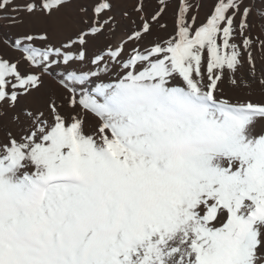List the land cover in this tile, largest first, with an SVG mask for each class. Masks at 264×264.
<instances>
[{
	"label": "snow or ice",
	"instance_id": "obj_1",
	"mask_svg": "<svg viewBox=\"0 0 264 264\" xmlns=\"http://www.w3.org/2000/svg\"><path fill=\"white\" fill-rule=\"evenodd\" d=\"M73 7L0 0L9 27L40 22L4 40L19 59L0 54V117L26 121L0 143V264H264V101L221 98L223 81L240 86L244 55L255 78L264 39L253 36V16L264 32V0H217L201 25L183 0L175 34L151 47L141 17L91 61L99 71L80 75L76 62H88L87 50L112 31L114 4ZM53 35L63 37L58 45ZM101 72L118 82L77 99L76 85ZM49 79L68 93L59 104ZM29 96L43 97L42 106L22 108ZM78 106L99 118L95 136L72 114Z\"/></svg>",
	"mask_w": 264,
	"mask_h": 264
},
{
	"label": "rangeland",
	"instance_id": "obj_2",
	"mask_svg": "<svg viewBox=\"0 0 264 264\" xmlns=\"http://www.w3.org/2000/svg\"><path fill=\"white\" fill-rule=\"evenodd\" d=\"M18 2L23 3V0H18ZM188 2L192 6L190 9L189 15L196 17V25H201L205 23L207 18L210 17V15L213 13L214 6L217 3V0H209L205 2L206 3L204 5L205 7H202V5L198 2V0H188ZM84 3H87L90 5L91 0H74V7L69 9L68 11L74 14L75 7L79 6L80 4H84ZM182 3H183V0H167V6L164 8V11L160 13V9H161L160 0H136L132 5H130L128 11L126 12V15L129 19H131L133 18L134 15L141 14L142 16L144 15L143 17L150 22L152 35L148 37V40L144 41V45L151 47V44L149 43V41L156 40V41L163 43L164 40L168 39V38L166 39V36L170 37L175 34L178 12H179L180 5ZM113 4H114V12H113L114 23H113L112 31H110L107 36L108 42L104 43L105 45L102 43V41L96 42L93 46H91L87 50V55L90 54L88 56L90 57L89 61L85 63L76 62V65L79 68V71L77 72L78 75L83 74L85 72H90V71H99V69L97 68V65L91 63L92 60H95V57L93 58V55L96 54L97 56L98 52L100 55L101 53L103 54V52L107 50V47L111 46L109 41L114 38L115 34H117V31H119V29H121V27L123 26L124 20L119 19L116 14V10L120 9V6H118L117 3L114 1H113ZM141 6L143 8V11L142 12L137 11V9L140 8ZM157 13H160L158 19L155 21H152L151 18ZM8 23L9 22L7 20H0V54H2L4 58L6 59L16 60L20 58L21 54L18 51H16L14 47H9L8 45H6L4 43V40L7 39L11 41L12 39L18 38L20 35L25 34L29 31H38L40 22L39 20L35 18L30 19V18L25 17L24 25L9 27ZM140 25L141 24L136 21L134 29H138ZM162 25L166 27H162ZM61 39H63L62 36L53 35L52 43L58 45ZM235 42L238 45L241 44L240 50L242 53V48H243L242 39L238 34H237ZM37 46H41V45H37ZM129 47L130 48H128L127 50L128 52L124 57L125 60L128 58L129 55L132 54V51H133V48H132L133 46L131 44L129 45ZM135 47L142 48V45L137 44L135 45ZM100 50L102 51L100 52ZM129 51H131V53ZM111 67L112 66L109 65L110 69ZM21 70L27 71L28 70L27 65L22 63ZM73 70H76V69H73ZM62 73H63L62 68L57 69V72L55 74L56 82L60 80ZM63 74L66 75V73H63ZM94 80H97L98 81L97 85H99V84L116 83L117 78H116L115 73H113L112 75H109L108 73L101 72L99 77L90 78V82ZM56 82H53L51 79L48 80L50 87L56 90V95L54 98L56 99V102L59 104L61 103V96H63L66 99L68 96V93L63 91V89L59 88ZM90 82H88L87 84H89ZM86 85L84 86L76 85L77 99L80 98L81 91L85 89L84 87ZM42 101H43V97L29 96V97H26L22 101L21 107L26 110L35 111L38 107L42 106ZM61 111L65 116H68V114L71 112V109L65 103ZM77 112L79 113L80 118H82L85 121V124H84L85 133L88 135L95 136L96 135L95 130L100 123L99 118L96 117L93 113L87 112L86 110H84L82 106H78L76 112H73L72 114L76 115ZM45 115L49 119V122H51L52 118L48 116L46 109H45ZM24 127H26V121L23 120V117L21 118V123H16L10 117H0V143H3L5 141L6 133L9 131L13 135L19 137Z\"/></svg>",
	"mask_w": 264,
	"mask_h": 264
},
{
	"label": "bare ground",
	"instance_id": "obj_3",
	"mask_svg": "<svg viewBox=\"0 0 264 264\" xmlns=\"http://www.w3.org/2000/svg\"><path fill=\"white\" fill-rule=\"evenodd\" d=\"M113 1L116 2L118 6H120V9L116 10V14H117L118 18L124 20V23H123V26L121 27V29H119V31H117V34H115L114 38L109 41L111 46L115 47V46H118L119 44L123 43V41L127 38L126 33L131 32L134 29L136 21L140 24L143 22L141 20V17H143L144 15L143 16L141 14L134 15L133 18H131V19H129L127 17L126 12L128 11L130 5H132L136 0H113ZM207 1H209V0H198V2L202 5V7H205L204 5L206 4L205 2H207ZM253 22L255 24L253 36L259 37L260 39H264V32L261 31L259 17L253 16ZM167 38H170V37L166 36V39ZM101 41L103 44L108 42L107 40H101ZM151 41H153V40H151ZM129 45L130 44L125 45L126 53L128 52L127 51L128 48H130ZM94 49H95V47H94ZM101 51L102 50H100V52ZM129 52L131 53V51H129ZM244 53H245V50L242 48V54L244 55ZM97 54L100 55L99 52ZM254 56L256 57L255 63H256V68H257L255 78H252L248 74L249 69H250V65L247 62L246 55H244L243 68L241 69L240 73L238 74L241 77V84L239 87H236V86H233L230 83V81H228V80L223 81V93H224V95L221 97L222 99H230V101L234 102V103L235 102H239V103H244V102L260 103V102L264 101V88H262L258 83L259 79L264 78V75H261L262 70H264V56H262L258 44L256 46ZM94 57L96 58V54L93 55V58ZM97 82H98L97 80H94V81H91L87 85L85 84L86 86L84 87L85 88L84 90H87L88 92H93L94 89L96 88ZM81 93H82V91H81ZM258 134H264V133H258ZM226 220H227V214H226V210H225L223 222L226 223ZM217 226L222 227L223 224L221 223V224H218Z\"/></svg>",
	"mask_w": 264,
	"mask_h": 264
}]
</instances>
